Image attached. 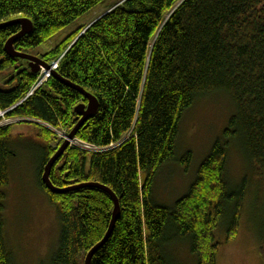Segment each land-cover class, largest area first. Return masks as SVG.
<instances>
[{
	"label": "trees",
	"instance_id": "1",
	"mask_svg": "<svg viewBox=\"0 0 264 264\" xmlns=\"http://www.w3.org/2000/svg\"><path fill=\"white\" fill-rule=\"evenodd\" d=\"M103 1L0 0V25L31 19L33 31L14 48L33 55ZM21 28H0V113L43 123H32L37 173L61 224L50 264H85L105 238L115 203L93 183L116 194L121 214L91 264H176V244L190 252L189 264H218L216 232L225 230L226 241L236 237L252 187L250 179L234 184L227 176L231 138L242 143L264 190V0H122L39 56L47 64L59 60L63 80L54 74L38 89L40 72L6 52ZM65 81L98 100L97 113L76 131V139L96 150L71 142L50 174L55 187L69 190L55 194L43 183L45 167L83 118L76 108L88 104ZM217 91L229 93L236 109L224 139L199 165L188 192L164 200L158 178L176 164L187 172L193 161L191 151L178 154L185 113ZM12 128L0 126V264H17L5 230L9 161L16 154ZM54 129L67 134L56 137Z\"/></svg>",
	"mask_w": 264,
	"mask_h": 264
},
{
	"label": "rangeland",
	"instance_id": "2",
	"mask_svg": "<svg viewBox=\"0 0 264 264\" xmlns=\"http://www.w3.org/2000/svg\"><path fill=\"white\" fill-rule=\"evenodd\" d=\"M121 1H103L71 26L51 37L47 43L40 45L32 52L33 55L39 58L50 52L72 33L82 30V27L85 28ZM41 81L45 82L43 86L48 82L45 79ZM235 111L233 98L223 91L199 98L195 105L187 110L177 144L178 154L181 158L191 151L193 161L187 172L176 164L167 168L165 174L158 178L160 180L157 185L159 183L160 194L164 200L177 201L179 196L188 192L199 165L209 156L215 142L224 139V131L229 126V119ZM5 115V112L0 113V126L13 125L12 147L16 152L9 161L11 178L6 188L8 196L5 206L6 240L17 264H50L51 258L58 250L61 224L56 207L50 203L48 195L39 184L37 173L40 158L34 142L38 143L39 140L35 135L37 129L32 123L39 125L43 123L28 118L8 119ZM54 132L59 138L67 134L65 129H54ZM21 134L24 137L19 139L18 136ZM231 143L227 176L234 184L240 183L243 179H250L252 187L245 202L236 237L226 241L225 230L219 229L216 232L217 241L222 243L218 264H264L261 240L264 227V190H260L255 181L252 165L243 153L242 143L232 138ZM72 145L96 150L85 145L80 138L73 141ZM54 146H57V143H54ZM182 246L180 244L173 246L171 255L176 264H189L193 258L186 254L190 252L187 248H181Z\"/></svg>",
	"mask_w": 264,
	"mask_h": 264
},
{
	"label": "water",
	"instance_id": "3",
	"mask_svg": "<svg viewBox=\"0 0 264 264\" xmlns=\"http://www.w3.org/2000/svg\"><path fill=\"white\" fill-rule=\"evenodd\" d=\"M16 23L21 25L22 31L20 33L16 34V36H14L8 40V43L6 45V52L13 58L18 57V58L26 60L27 63H29V65L32 69V72H34L36 74H38L43 68L49 69V67H50L49 64L44 62L42 59L37 58L36 56L29 54V53L25 54V53L16 51L14 48V45L18 39L23 38L24 36H27V34H30L33 31L32 30L33 23H32L31 19L17 18L15 20L10 21V22H6L5 24H1L0 28H3L7 25H13ZM55 77H57L61 81L63 80V79H61L59 74L56 72H55ZM65 83L70 85L71 87L76 88L81 94H83L87 98L88 104L87 105L81 104L76 108L78 115L83 116V118L78 123L75 131H73L72 133H70L69 135L66 136L65 143L61 146L59 151L54 155V157L50 160L48 165L45 167L44 176L42 178L43 183L46 184L47 187L49 188V190L55 194L56 193H60V194L66 193L69 189H67V190L66 189H60L58 187H55L54 184L51 183V180H50L51 169L53 168V166L55 165L57 160L65 153V149L71 144V142L76 140L77 129H79L81 125L86 123V121L89 118L94 116L97 113V110L99 108L98 100L92 94L88 93L86 90L84 91L82 88H80V87L76 86L75 84H72L68 81H65ZM92 186H96L99 189L101 188L105 192H107L112 197L113 203H115V208L113 211L112 222L110 224L111 226H110L108 232L106 233L105 238L102 240L101 243H99L95 247H93L92 251L86 257L85 264H91L92 256L94 255V253L102 246V244H104L111 237V234H112L113 229L115 227V223L121 214L120 213V203H118V198H117L116 194L114 192H112V190H110L108 187H106L102 184L99 185V184L93 183Z\"/></svg>",
	"mask_w": 264,
	"mask_h": 264
},
{
	"label": "built area",
	"instance_id": "4",
	"mask_svg": "<svg viewBox=\"0 0 264 264\" xmlns=\"http://www.w3.org/2000/svg\"><path fill=\"white\" fill-rule=\"evenodd\" d=\"M59 64H60V62H59V60H57V61H52V62H50V64H49V69H42L41 70V72H40V77H39V79H38V81H37V83L35 84L36 86H35V89H38V88H40L41 86H43V84L45 83V82H43V81H41L42 79H45V80H49V79H51V77L55 74L54 72H56L57 71V69H58V67H59ZM39 85V86H38Z\"/></svg>",
	"mask_w": 264,
	"mask_h": 264
}]
</instances>
